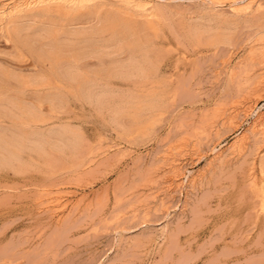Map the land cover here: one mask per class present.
I'll return each instance as SVG.
<instances>
[{
  "label": "rangeland",
  "instance_id": "obj_1",
  "mask_svg": "<svg viewBox=\"0 0 264 264\" xmlns=\"http://www.w3.org/2000/svg\"><path fill=\"white\" fill-rule=\"evenodd\" d=\"M144 1L0 0V61L35 69L6 33L15 24L33 25L39 16L30 13L44 4L93 13L102 4L142 10L156 0ZM228 1L220 10L226 18L264 24V0H241L238 8ZM198 4L180 1L175 10L186 12L182 19L168 18L155 33L151 57L164 78L144 87L158 92L157 110L124 117L120 128L109 123V110L70 99L66 83L51 82L41 91L30 86L27 95L14 97L50 122L73 125L82 142L76 155L44 146L48 160L29 153L21 167L0 169V264H264V211L257 217L261 200L247 181L261 138L248 112L264 104L260 36L247 42L254 31L240 24L231 48L196 47L181 32L187 33V9ZM124 85L117 87H133ZM53 88L69 99L60 113L40 98ZM240 132L244 137L234 143Z\"/></svg>",
  "mask_w": 264,
  "mask_h": 264
},
{
  "label": "bare ground",
  "instance_id": "obj_2",
  "mask_svg": "<svg viewBox=\"0 0 264 264\" xmlns=\"http://www.w3.org/2000/svg\"><path fill=\"white\" fill-rule=\"evenodd\" d=\"M180 1L183 0H156L145 5L142 10L121 9L116 6L112 7L111 4V6L102 4L94 7L93 13L91 11L77 13L81 8L75 5L77 8L74 10V4L67 7L62 3L57 4V7L54 8L44 4L37 11L33 9L34 11L32 10L30 13V18L38 19L39 16V20L35 21L33 25L16 26L15 24L11 30L5 32L6 40L11 41L21 52L28 55L34 61L35 69L24 71L18 67L4 65L0 61V169L12 170L15 169V166L17 167L16 164L21 167L24 164L22 158L25 154L37 153L39 156L43 153L42 155L45 156L47 150L44 146L64 155L67 152L76 151L82 142L80 141V131L77 132L72 128L73 125L71 127L66 122H50V117V119L47 116L43 117L44 114L40 115L33 109V106L14 100L15 96L21 98L25 94L27 95L26 90L30 86L45 87L44 85L51 82L66 83L65 85L70 88H68L70 99L72 97L77 103L93 106L100 112L102 109L105 110L104 113L109 110L111 115L109 123L112 125L114 123L117 126L124 117H130L132 120L138 119L144 113L157 110L160 107L158 92L155 93L156 91L144 87L145 85L151 86V82L157 84L156 81L159 78H164L159 75L160 70L153 61L154 56L151 57L152 47L154 48L156 45H153L154 36L159 30V23L162 24L168 18L182 19L181 13L186 12H176L175 10L177 7H181ZM226 1L200 0V4L194 7V10L189 7L187 13L191 12V15H189V19L185 17L188 20H186L187 23L184 22L188 25L181 26L182 28L188 26L187 33H183V35L181 32V35H186L187 37L185 36L184 39L188 40L189 38V42L193 40L196 47L204 46L212 48V50L231 48L233 35L241 24L244 28L254 31L247 42L260 36L258 37L260 46L258 50L264 68V24H261L260 20H241L240 17H237L238 15L236 19L226 18L223 13H220V10L225 8ZM66 2L72 3V1ZM230 2H232L231 7L233 8H238L244 3L241 0H231ZM247 4L250 5L252 2ZM89 7L91 8V6ZM78 8L79 10H77ZM73 10L76 11V14L74 12L72 14ZM192 15L195 16L191 17ZM185 19L183 17L184 21ZM79 23L84 25L92 23L93 25L78 27ZM254 46V44L249 45V50L255 51ZM259 77L264 81V72ZM120 84L130 87L132 84L134 89L131 87V90H127L129 87L125 85L127 89H121L122 86L118 88ZM142 87L147 91H144ZM40 89L42 88L39 87ZM53 89L57 91L46 89L47 91L44 90L46 94L42 93L43 96L40 98L48 100L60 113L61 111L58 109L64 110L67 96L58 93L59 89ZM59 92L62 93V91ZM39 93L41 94V92ZM249 108L248 112L252 120L251 130L256 131L261 137L253 147L247 175L248 186L253 197L261 200L259 209H257V211L259 210L258 217V214L264 211V194L260 193L258 188L260 185L258 182L264 178V110H260L264 109V104L262 107L254 104ZM141 121L139 122L141 123ZM5 122L10 125L8 129L5 128ZM8 124L6 125L9 126ZM236 136L237 139L234 143H239L244 137L241 132L240 136ZM214 150L212 152L215 154L220 153ZM51 153L50 155H53ZM47 155L49 156L48 153ZM46 156L45 158H47ZM64 156L66 157V155ZM251 206V209L255 210L256 206Z\"/></svg>",
  "mask_w": 264,
  "mask_h": 264
}]
</instances>
